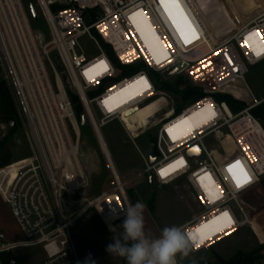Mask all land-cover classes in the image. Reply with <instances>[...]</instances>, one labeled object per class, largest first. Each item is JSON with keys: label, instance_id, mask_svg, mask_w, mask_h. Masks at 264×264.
<instances>
[{"label": "built area", "instance_id": "2783aa9c", "mask_svg": "<svg viewBox=\"0 0 264 264\" xmlns=\"http://www.w3.org/2000/svg\"><path fill=\"white\" fill-rule=\"evenodd\" d=\"M178 3L196 34L186 30L187 43L173 32L161 0H36L49 40L35 33L22 0H0V80L13 92L31 145L29 156L0 168V194L22 234L9 240L0 232V264H16L13 251L34 246L45 253L38 264H81L71 234L79 219L94 211L109 230L108 224L115 226L123 219L122 213L114 218L113 212L132 204L130 182L149 183L150 176L161 185L182 179L191 191L199 211L180 227L195 236L191 256L211 252L242 228L253 229L238 197L247 188L259 191L264 177V126L252 112L260 101L253 100L245 82L249 68L264 61V9L242 25L233 21L228 33L212 36L191 0ZM183 4L194 10L196 21ZM135 13L142 15L133 19ZM250 33L255 35L246 39ZM206 40L211 47L206 48ZM87 43L95 45L96 56L84 47ZM178 66L170 78L163 76ZM179 75L203 95L195 101L164 97L160 84ZM238 86L244 96L231 92ZM220 94L247 105L234 111L217 98ZM78 104L112 180L92 198L79 192L88 182L80 156ZM146 107H150L146 120L135 132L130 124L138 120L132 118ZM182 117L187 120L176 124ZM115 120L145 164L144 171L130 177L121 176L111 154L102 149L100 129ZM146 134L152 138L148 158L135 143ZM212 136L222 155L205 145ZM195 146L203 157L187 154ZM236 161L248 182H243L239 168L228 171ZM234 177L241 179V187ZM209 221L216 223L201 232ZM190 257L180 264H198ZM256 263L264 264V253Z\"/></svg>", "mask_w": 264, "mask_h": 264}, {"label": "rangeland", "instance_id": "374dc122", "mask_svg": "<svg viewBox=\"0 0 264 264\" xmlns=\"http://www.w3.org/2000/svg\"><path fill=\"white\" fill-rule=\"evenodd\" d=\"M191 1L212 36L222 34L221 28L223 24L234 21L235 24L242 25L255 15H258L261 8L264 7V0ZM22 2L28 14L30 13L29 5L35 6L36 4V0H22ZM184 8L189 17L196 21L194 10L186 5ZM171 11L176 16L177 23L183 29V32L188 30V27L183 25L184 20L180 18L177 10L172 8ZM36 12L38 14L37 21L33 20L31 14L29 15L31 26L36 34L41 35L45 40H49V29L45 20L37 9ZM183 15L186 17L184 12ZM178 31L180 42L182 43V40L185 42L181 31L177 29L176 33L178 34ZM206 46L208 48L211 47L209 40H206ZM84 47L91 56L98 54L94 44L87 43ZM54 56L55 54L52 53L51 57L54 58ZM64 81L69 92L73 94V89L66 75L64 76ZM170 81L178 88H184L190 84L184 75L175 76ZM245 82L249 90L247 91L253 95V100H264V61L249 68L245 76ZM231 92L239 96H244L245 93L240 89V86L231 89ZM11 93L14 98L12 90ZM162 95L166 98L172 96L166 91ZM246 105L245 101H238L234 106V111H239ZM82 111L79 105L75 106V112L79 119H81ZM100 131L111 154V160L121 176L130 177L135 171H144L145 164L143 159L118 121L115 120L105 124ZM0 138L6 140L5 150L10 152L11 162L29 156L31 145L25 121L21 114L18 119H15V123L12 120L0 119ZM135 143L143 155L148 158L152 143L150 135L146 134L138 137ZM205 145L215 154H223L216 137L212 136L206 139ZM80 156L85 168L88 185L79 192L89 198L98 196L103 189L110 187L112 180L106 161L89 124L81 125ZM263 178L260 180L262 181ZM129 186L132 204L140 201L146 205L144 214L145 227L151 235H158L165 226L176 225L181 227L193 219L199 211L191 191L182 179L169 185L149 184L147 181L136 185L135 181H131ZM150 200L153 202L152 207L149 204ZM238 200L251 218L253 229L249 227L242 228L234 236L214 246L211 252L192 255L189 258L191 261L197 258L198 263L205 264L204 262H209L214 264L216 263L215 255H218L223 260H228L239 251L249 252L264 246V208L254 188L244 190L239 195ZM121 223L122 221L116 223L115 226ZM121 231L122 229L119 228H117L116 233L107 230L94 211H89L81 217L71 231L81 264H84L85 258L89 255L95 261V264H117L121 261H126L124 258L112 256L106 251V246L113 242L114 235H119ZM15 233L18 237H21L17 230ZM262 253H264V250L261 251ZM13 256L16 264H38L45 258V253L41 246L23 247L15 249Z\"/></svg>", "mask_w": 264, "mask_h": 264}, {"label": "clouds", "instance_id": "9594fccd", "mask_svg": "<svg viewBox=\"0 0 264 264\" xmlns=\"http://www.w3.org/2000/svg\"><path fill=\"white\" fill-rule=\"evenodd\" d=\"M146 205L137 201L129 203L125 209L114 211V218L123 214L122 223L118 226L108 224L114 235L113 242L106 246L112 255L124 258L126 264H180V261L192 254L193 238L179 226H165L158 235H151L145 227ZM84 264H95L91 256L85 258ZM195 264V261H193Z\"/></svg>", "mask_w": 264, "mask_h": 264}, {"label": "trees", "instance_id": "16d2710c", "mask_svg": "<svg viewBox=\"0 0 264 264\" xmlns=\"http://www.w3.org/2000/svg\"><path fill=\"white\" fill-rule=\"evenodd\" d=\"M108 54L113 58V53L108 48ZM160 89L166 91L172 95L174 98H184L190 101H195L203 95L202 91L191 84L184 88H178L170 80L164 81L160 84ZM71 94V93H70ZM74 101H77V96L71 94ZM219 100L226 101L228 105L234 110L235 104L238 103L232 96L228 94H220L217 97ZM79 105V104H78ZM80 108L81 105H79ZM253 114L261 121L264 126V102L253 109ZM20 116L15 100L12 96L11 90L7 82L0 80V119L12 120L15 123V119ZM6 140L0 138V168L11 163V154L9 151L5 150ZM263 208H264V178L261 181L260 190L256 192ZM130 196V190H129ZM150 207H152V200L149 201ZM264 250V246L261 248L249 251V252H237L228 260H223L218 255H215L216 263L214 264H255L260 257L261 251ZM5 261L8 259V255L2 257ZM200 263V262H199ZM198 263V264H199ZM205 264H211L209 262H204ZM201 264V263H200Z\"/></svg>", "mask_w": 264, "mask_h": 264}, {"label": "snow or ice", "instance_id": "6c2138e0", "mask_svg": "<svg viewBox=\"0 0 264 264\" xmlns=\"http://www.w3.org/2000/svg\"><path fill=\"white\" fill-rule=\"evenodd\" d=\"M161 4L164 6L165 11L168 12L169 16L171 17V19L173 20L174 23H177V19L176 16L173 15L171 9L175 8L177 10V12L180 14V18L182 20H184L185 25L188 27L189 31L191 32L192 36L195 37V30L192 29L191 25L188 23L187 18L184 17L182 10L180 9V5L178 3V0H161ZM171 6V7H170ZM142 15L141 13H135L133 15V19H135L137 16ZM150 27V26H149ZM177 28L178 30L181 31V35H184L183 29L180 28V25L177 23ZM255 34L250 33L249 37H247L246 39H251ZM185 42H188V38L185 36ZM257 54L259 55V52H257ZM146 85V81L144 82ZM147 86V85H146ZM195 151V149H193ZM234 168H239L240 169V173L241 176L243 177V182H248V180L250 179L247 176V173L244 171L243 166L241 164L240 161H236L233 165L229 166L228 171L232 172ZM162 175H166L167 174V170H165L164 172L161 173ZM235 178V177H234ZM236 179V186L237 187H241L242 186V181L240 178H235ZM225 217H227V213L224 214ZM216 221H209L208 225L204 226L200 231L203 232L206 228L210 227L211 225L215 224ZM193 239H195V236H192Z\"/></svg>", "mask_w": 264, "mask_h": 264}, {"label": "bare ground", "instance_id": "6f19581e", "mask_svg": "<svg viewBox=\"0 0 264 264\" xmlns=\"http://www.w3.org/2000/svg\"><path fill=\"white\" fill-rule=\"evenodd\" d=\"M163 12H164V15L166 16V19L169 21V24L171 25L172 27V30L173 32L177 35V25H175L176 23L173 22V20L171 19V17L169 16L168 12L165 11V8L163 6ZM180 21V20H179ZM183 25H185L184 21H183ZM231 26H232V22H227L225 24H223L222 28H221V33L222 34H226L229 32V30L231 29ZM186 31V30H185ZM178 34H179V31H178ZM183 37V36H182ZM207 48V46H206ZM150 107H146L145 109H142L141 111H137V113L134 115V117L132 118L133 120H138V122H134L133 124L131 123L130 126L131 128L136 132L137 129L140 128L141 124L143 122H145L146 118H145V115L147 114V112L149 111ZM196 113H191L187 118L188 119H191L195 116ZM144 116V117H143ZM138 118V119H137ZM186 117H182L180 120H178L176 122V124H182L184 121L187 120ZM132 122V121H131ZM102 149L103 151L108 155L110 156V153H109V150L107 148V146L105 145V143L102 144Z\"/></svg>", "mask_w": 264, "mask_h": 264}, {"label": "crops", "instance_id": "0c3cea01", "mask_svg": "<svg viewBox=\"0 0 264 264\" xmlns=\"http://www.w3.org/2000/svg\"><path fill=\"white\" fill-rule=\"evenodd\" d=\"M264 9L261 8V10ZM16 230L19 232V234L22 237V234L7 206L5 201L3 200L1 194H0V232L5 233L7 238L9 240H17L20 239L21 237L16 235Z\"/></svg>", "mask_w": 264, "mask_h": 264}, {"label": "water", "instance_id": "95a60500", "mask_svg": "<svg viewBox=\"0 0 264 264\" xmlns=\"http://www.w3.org/2000/svg\"><path fill=\"white\" fill-rule=\"evenodd\" d=\"M29 11H30V14H31L33 20L37 21V20H38V14H37V12H36V8H35V6L32 5V4H30V5H29ZM180 68H181V66H178L176 69H174V70H172V71L165 72V73L163 74V76H164L165 78H170V77H171L172 75H174V74H175ZM81 124H82L83 126L87 124V122H86V118H85L84 115L81 116ZM193 149H195V151H194ZM187 154H188L189 156H194V155H199V156H201V157L204 156L199 146H195V147L189 149L188 152H187ZM154 160H155V158L152 156V149H151V151H150V161L153 162ZM149 183H150V184H153V183H154V177H153V176H150V177H149Z\"/></svg>", "mask_w": 264, "mask_h": 264}, {"label": "flooded vegetation", "instance_id": "af4514ba", "mask_svg": "<svg viewBox=\"0 0 264 264\" xmlns=\"http://www.w3.org/2000/svg\"><path fill=\"white\" fill-rule=\"evenodd\" d=\"M263 102H264V100H261L260 103H259L257 106L261 105ZM257 106H256V107H257Z\"/></svg>", "mask_w": 264, "mask_h": 264}]
</instances>
